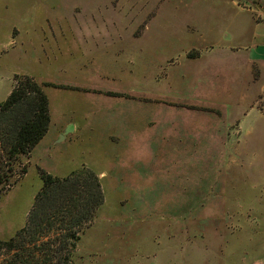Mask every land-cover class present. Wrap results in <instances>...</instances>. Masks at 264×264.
<instances>
[{
	"label": "rangeland",
	"instance_id": "rangeland-1",
	"mask_svg": "<svg viewBox=\"0 0 264 264\" xmlns=\"http://www.w3.org/2000/svg\"><path fill=\"white\" fill-rule=\"evenodd\" d=\"M16 75L50 122L3 164L1 241L41 172L88 169L104 201L74 264H264V0H0V103Z\"/></svg>",
	"mask_w": 264,
	"mask_h": 264
},
{
	"label": "trees",
	"instance_id": "trees-1",
	"mask_svg": "<svg viewBox=\"0 0 264 264\" xmlns=\"http://www.w3.org/2000/svg\"><path fill=\"white\" fill-rule=\"evenodd\" d=\"M50 122L48 100L33 78L16 75L6 100L0 103V191L3 164L8 170L27 155L45 136ZM26 168L20 170V178ZM43 185L34 198L25 226L0 251L14 252L12 264H27L25 251L39 264H74L73 252L80 232L93 221L104 195L98 177L90 170L55 178L41 172ZM5 185V184H4ZM19 250L24 251L18 255ZM24 260V263H23Z\"/></svg>",
	"mask_w": 264,
	"mask_h": 264
},
{
	"label": "water",
	"instance_id": "water-1",
	"mask_svg": "<svg viewBox=\"0 0 264 264\" xmlns=\"http://www.w3.org/2000/svg\"><path fill=\"white\" fill-rule=\"evenodd\" d=\"M73 127L69 126L68 129L65 131V134H67L68 132L72 131Z\"/></svg>",
	"mask_w": 264,
	"mask_h": 264
},
{
	"label": "crops",
	"instance_id": "crops-1",
	"mask_svg": "<svg viewBox=\"0 0 264 264\" xmlns=\"http://www.w3.org/2000/svg\"><path fill=\"white\" fill-rule=\"evenodd\" d=\"M237 5H240V4H237ZM256 24V23H255ZM257 25V24H256ZM11 89H12V83H11V88H10V90H9V94H10V92H11ZM8 94V95H9ZM48 107H49V105H48ZM49 113H50V110H49ZM50 115V114H49ZM49 129V128H48ZM73 130H74V128H73Z\"/></svg>",
	"mask_w": 264,
	"mask_h": 264
}]
</instances>
